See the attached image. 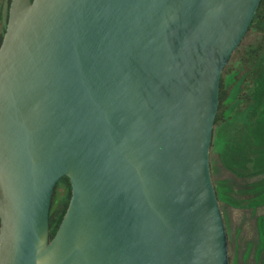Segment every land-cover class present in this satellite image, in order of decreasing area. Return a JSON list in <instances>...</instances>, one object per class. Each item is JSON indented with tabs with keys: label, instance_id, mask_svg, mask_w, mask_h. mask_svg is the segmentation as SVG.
<instances>
[{
	"label": "water",
	"instance_id": "95a60500",
	"mask_svg": "<svg viewBox=\"0 0 264 264\" xmlns=\"http://www.w3.org/2000/svg\"><path fill=\"white\" fill-rule=\"evenodd\" d=\"M260 1L10 0L0 264H229L210 148L222 71Z\"/></svg>",
	"mask_w": 264,
	"mask_h": 264
},
{
	"label": "rangeland",
	"instance_id": "374dc122",
	"mask_svg": "<svg viewBox=\"0 0 264 264\" xmlns=\"http://www.w3.org/2000/svg\"><path fill=\"white\" fill-rule=\"evenodd\" d=\"M6 2L0 0V32L5 23ZM257 36L248 32L243 45L256 40ZM237 90L235 86L231 92L229 117L213 128L211 175L225 192L220 206L228 233L229 259L232 257L235 264H261L264 263V247L259 257L256 249L259 229L264 228V108L258 120L252 122L249 112L241 110ZM255 195L258 197L250 204Z\"/></svg>",
	"mask_w": 264,
	"mask_h": 264
},
{
	"label": "trees",
	"instance_id": "16d2710c",
	"mask_svg": "<svg viewBox=\"0 0 264 264\" xmlns=\"http://www.w3.org/2000/svg\"><path fill=\"white\" fill-rule=\"evenodd\" d=\"M10 0L6 2L5 23L0 32V43L5 30ZM248 32L257 34L258 38L246 45L243 39ZM242 41L234 50L224 67L220 78L219 106L214 125L224 122L229 117L227 111L231 105V92L237 86L236 99L241 110L249 112V119L253 122L258 120L264 108V0L260 1L257 11L245 33ZM233 57H236L233 59ZM233 59V61H231ZM230 80V81H229ZM213 146V140L211 147ZM264 158V153L263 156ZM211 169L212 163L210 162ZM219 202L225 194L216 181L213 180ZM71 196L69 179L62 176L55 184L49 211V223L51 237L55 234L59 223L66 211ZM255 195L250 204L256 200Z\"/></svg>",
	"mask_w": 264,
	"mask_h": 264
},
{
	"label": "flooded vegetation",
	"instance_id": "af4514ba",
	"mask_svg": "<svg viewBox=\"0 0 264 264\" xmlns=\"http://www.w3.org/2000/svg\"><path fill=\"white\" fill-rule=\"evenodd\" d=\"M227 230V229H226ZM228 234V233H227ZM259 238H260V240H259V244H258V247H257V249H256V253H257V256L259 257V255L261 254V251H262V249H263V247H264V228H263V230H260L259 229ZM228 237H229V235H228ZM229 264H235V260H233L232 259V257H230V259H229ZM261 264H264V263H261Z\"/></svg>",
	"mask_w": 264,
	"mask_h": 264
}]
</instances>
